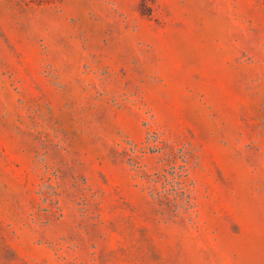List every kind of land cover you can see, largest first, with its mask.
Returning a JSON list of instances; mask_svg holds the SVG:
<instances>
[{
  "label": "rangeland",
  "instance_id": "rangeland-1",
  "mask_svg": "<svg viewBox=\"0 0 264 264\" xmlns=\"http://www.w3.org/2000/svg\"><path fill=\"white\" fill-rule=\"evenodd\" d=\"M0 264H264V0H0Z\"/></svg>",
  "mask_w": 264,
  "mask_h": 264
}]
</instances>
